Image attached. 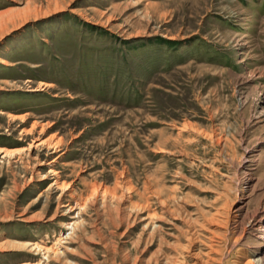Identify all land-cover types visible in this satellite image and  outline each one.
I'll return each instance as SVG.
<instances>
[{
	"label": "rangeland",
	"instance_id": "rangeland-1",
	"mask_svg": "<svg viewBox=\"0 0 264 264\" xmlns=\"http://www.w3.org/2000/svg\"><path fill=\"white\" fill-rule=\"evenodd\" d=\"M0 151V264H264V0H0Z\"/></svg>",
	"mask_w": 264,
	"mask_h": 264
},
{
	"label": "bare ground",
	"instance_id": "bare-ground-1",
	"mask_svg": "<svg viewBox=\"0 0 264 264\" xmlns=\"http://www.w3.org/2000/svg\"><path fill=\"white\" fill-rule=\"evenodd\" d=\"M1 63H3V62L1 61ZM0 152H1V151H0ZM8 153H9V152H8ZM6 154H7V153H6ZM38 248H40V247H38ZM46 251H47V250H46ZM48 251L50 252V250H48ZM48 251H47V252H48Z\"/></svg>",
	"mask_w": 264,
	"mask_h": 264
}]
</instances>
